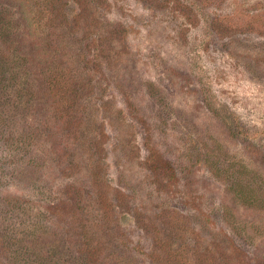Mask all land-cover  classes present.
<instances>
[{"label": "rangeland", "instance_id": "1", "mask_svg": "<svg viewBox=\"0 0 264 264\" xmlns=\"http://www.w3.org/2000/svg\"><path fill=\"white\" fill-rule=\"evenodd\" d=\"M0 264H264V0H0Z\"/></svg>", "mask_w": 264, "mask_h": 264}]
</instances>
